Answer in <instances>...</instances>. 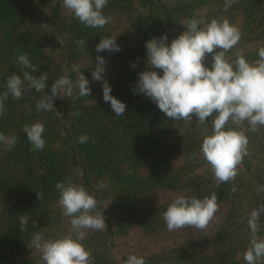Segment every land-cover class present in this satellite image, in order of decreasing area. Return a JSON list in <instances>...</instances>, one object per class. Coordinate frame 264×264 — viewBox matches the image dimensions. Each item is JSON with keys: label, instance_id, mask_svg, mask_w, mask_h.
Returning a JSON list of instances; mask_svg holds the SVG:
<instances>
[{"label": "trees", "instance_id": "16d2710c", "mask_svg": "<svg viewBox=\"0 0 264 264\" xmlns=\"http://www.w3.org/2000/svg\"><path fill=\"white\" fill-rule=\"evenodd\" d=\"M103 14L110 18L106 27L91 28L64 8L62 0H0V94L7 91L2 87L6 79L21 72L14 62L20 54H28L38 68L33 75L46 71L49 76L45 91L26 89L19 99L9 95L0 116V132L17 137L11 151L0 149V263L12 259L16 264H40V252L28 247L32 234L41 232L45 238L55 239L70 231L55 185L71 178L95 196L96 211L106 218L105 229L88 231L83 241L91 264H124L127 256H115V242L133 232L158 235L166 226L161 214L171 202L155 204L156 194L185 190L188 197L215 193L217 203H231L230 211L214 235L191 242V249L182 246L147 255V264H244L250 239L247 212L264 203V192H256L257 186L264 185V127L252 132L244 126L248 154L238 166L235 180L218 184L210 169L198 173L209 166L199 152L211 131V118L204 124L195 117L170 120L149 98L133 94L132 89L138 73L148 67L145 42L164 33L171 42L185 30L180 22L193 16L209 21L226 18L237 25L241 39L226 55L234 59L239 52L249 60L256 59L257 49L264 46V0H237L227 11L224 0H108ZM120 20L131 24L116 32L114 22ZM101 36L117 37L118 44L138 42L126 54L137 66L115 85L107 75L111 53L95 50ZM80 40L85 41L83 46L78 45ZM97 56L107 61L104 79L112 85V94L127 105L124 116H115L104 102L103 81L89 85L90 96L76 98L74 90L72 97H55L52 110H36L37 101L51 95L56 78L67 72L75 81L72 68L79 59L86 58L89 65L80 70L92 77ZM123 57L118 54L110 59ZM36 121L45 125L46 144L41 151L30 150L23 132L25 125ZM85 134L89 141L79 143L78 138ZM100 181L106 185L103 189L98 188ZM233 186L236 192H232ZM25 214L28 226L21 231L19 221ZM260 219L264 222V215ZM259 234L264 236V224ZM210 245L213 251L193 250Z\"/></svg>", "mask_w": 264, "mask_h": 264}, {"label": "clouds", "instance_id": "9594fccd", "mask_svg": "<svg viewBox=\"0 0 264 264\" xmlns=\"http://www.w3.org/2000/svg\"><path fill=\"white\" fill-rule=\"evenodd\" d=\"M237 0H224L227 11ZM63 7L73 14L85 27L105 28L110 18L103 14L108 0H62ZM184 31L169 42L167 33L153 36L145 42L147 68L138 73L133 94L149 98L170 120H195L204 124L211 118V131L203 138L199 155L210 167L216 182L227 183L235 180L238 166L248 154L249 138L244 130L255 132L264 127V46L257 49V58L249 60L236 53L234 59L226 53L241 39L240 28L228 19L206 20L193 16L180 22ZM61 43V42H60ZM85 41H78L83 46ZM96 52L118 53L121 46L117 37L101 36ZM211 56V63L207 58ZM20 73L9 76L2 87L7 91L0 94V116L5 112V101L9 95L19 99L25 90L45 91L49 76L45 71L33 75L37 67L28 54H20L14 61ZM107 61L97 56L92 71L94 81H103L102 94L115 116H124L126 103L112 94V85L104 79ZM135 68V62L131 65ZM75 81L69 73L56 78L47 94L36 103V110L50 111L55 97L90 96L89 80L78 65H73ZM162 72V74H161ZM23 132L31 145V151H41L46 140L45 125L36 121L25 125ZM79 143L89 141L88 135H81ZM17 137L0 132V146L11 151ZM103 181L98 188L105 187ZM58 203L62 215L69 218L70 231L55 239H47L41 232L31 236L28 247L40 252V264H91L90 252L83 241L88 231H103L106 225L104 213H98L97 199L84 186L74 183L71 178L57 182ZM237 188L233 186L232 192ZM259 195L264 185L256 188ZM38 196L41 198L39 192ZM247 207V206H246ZM218 211L217 196L198 198L177 195L162 212V219L169 232L184 228L205 230ZM264 215V203L247 212L246 223L250 234L248 247L243 254L244 264H264V236H261L260 217ZM28 215L20 217V230L26 231ZM243 222V221H242ZM35 221L33 226H35ZM124 264H147L145 256L130 254Z\"/></svg>", "mask_w": 264, "mask_h": 264}, {"label": "rangeland", "instance_id": "374dc122", "mask_svg": "<svg viewBox=\"0 0 264 264\" xmlns=\"http://www.w3.org/2000/svg\"><path fill=\"white\" fill-rule=\"evenodd\" d=\"M114 24L116 27V32H122L125 30V27L130 26L131 23H129L127 20H120L115 21ZM137 40L133 39L129 42L120 43L121 51L118 53H111V55H108V62H110V66L108 68V78L111 80V82L115 85L119 81L125 80L126 76L128 75V71L132 68V63L129 61V59L126 57V54H128L132 47L137 45ZM259 43H263V40H259ZM123 54V59L117 60V61H111L110 57H113V55ZM129 62V63H128ZM79 66V68H84L87 65H89L86 58L79 59L78 63L76 64ZM89 80V85L94 84V80L91 76L86 77ZM2 146H0V149ZM185 162L184 159H181L179 164L183 165ZM210 167L208 166L205 168L204 171H199L198 173L204 174L209 170ZM189 191L185 190L182 192H174V191H160L156 194L155 198V204H162L166 202H172L173 199L177 195H188ZM231 208V203L229 201H222L218 203V211L216 212L213 220L210 222L208 227L205 230H198V229H192V228H184L180 230H175L172 232H169L164 226L160 231L158 232V235L150 236L149 234H143L144 236L138 234L136 235L134 232L131 234H128L120 239H118L115 242V250L114 254L117 257H123L128 256L130 254H136L138 256H147V255H157L164 252H169L170 250L181 248L184 246L186 249H191L190 244L194 241H200L204 237L212 236L217 232V229L219 227L220 222L227 216ZM201 245V244H200ZM197 246V245H195ZM192 247V246H191ZM213 246L208 247H195L193 248L194 251H198L200 253H204L206 251H213ZM187 252V251H186ZM0 264H16L15 260H7L4 262H1Z\"/></svg>", "mask_w": 264, "mask_h": 264}]
</instances>
